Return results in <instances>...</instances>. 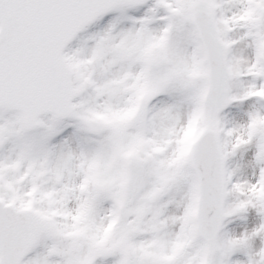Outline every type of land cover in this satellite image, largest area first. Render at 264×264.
I'll use <instances>...</instances> for the list:
<instances>
[{
	"label": "snow or ice",
	"instance_id": "1",
	"mask_svg": "<svg viewBox=\"0 0 264 264\" xmlns=\"http://www.w3.org/2000/svg\"><path fill=\"white\" fill-rule=\"evenodd\" d=\"M0 264H264V0H0Z\"/></svg>",
	"mask_w": 264,
	"mask_h": 264
}]
</instances>
